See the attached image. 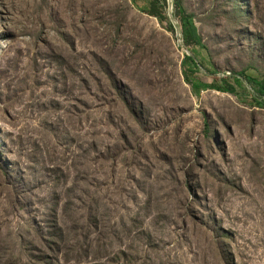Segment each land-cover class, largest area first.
<instances>
[{"label": "rangeland", "instance_id": "1", "mask_svg": "<svg viewBox=\"0 0 264 264\" xmlns=\"http://www.w3.org/2000/svg\"><path fill=\"white\" fill-rule=\"evenodd\" d=\"M261 84L264 0H0V264H264Z\"/></svg>", "mask_w": 264, "mask_h": 264}, {"label": "trees", "instance_id": "2", "mask_svg": "<svg viewBox=\"0 0 264 264\" xmlns=\"http://www.w3.org/2000/svg\"><path fill=\"white\" fill-rule=\"evenodd\" d=\"M182 13H183V11H182ZM182 24H183V33H184V35L185 36H191V35H193L187 15H184L182 17ZM189 60L190 61H193V58L191 56H186L184 58L183 62H182L183 63V66H185ZM185 79H186L187 82L191 83V85L195 86L194 84H192L191 81H189L188 76H185ZM257 92L260 95H264V85L261 84V86L258 88Z\"/></svg>", "mask_w": 264, "mask_h": 264}]
</instances>
